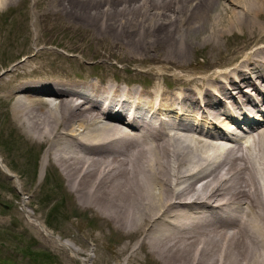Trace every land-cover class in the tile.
I'll return each instance as SVG.
<instances>
[{
    "label": "bare ground",
    "instance_id": "bare-ground-1",
    "mask_svg": "<svg viewBox=\"0 0 264 264\" xmlns=\"http://www.w3.org/2000/svg\"><path fill=\"white\" fill-rule=\"evenodd\" d=\"M11 10L33 39L0 71L7 124L112 231V264H264V0H0Z\"/></svg>",
    "mask_w": 264,
    "mask_h": 264
},
{
    "label": "rangeland",
    "instance_id": "rangeland-1",
    "mask_svg": "<svg viewBox=\"0 0 264 264\" xmlns=\"http://www.w3.org/2000/svg\"><path fill=\"white\" fill-rule=\"evenodd\" d=\"M26 4L30 5L31 1ZM23 6L17 8L22 10ZM46 35L52 37L48 32ZM53 36L72 43L73 37L67 34L58 32ZM32 39L31 16L24 20L17 10L2 13L0 71L22 56L23 53H19L7 58ZM230 39L235 40V37ZM83 43L87 44H81L86 56H91L93 44L87 40ZM44 47L63 56L71 55L62 45L48 43ZM78 59L81 61L78 65L84 63L96 70L95 60ZM196 59L201 61L199 56ZM135 71L142 76L143 71ZM125 77L131 78L130 71L125 72ZM138 79L135 81H140ZM253 111L263 113L260 106ZM8 112V101H0V264H112V231L100 224L94 212L71 197L60 172L41 168L42 147H37L7 124ZM2 164L8 173L3 171ZM63 242L69 244V248ZM74 247L78 248L77 252ZM30 250L36 255H30ZM90 255L94 257L89 259Z\"/></svg>",
    "mask_w": 264,
    "mask_h": 264
},
{
    "label": "trees",
    "instance_id": "trees-1",
    "mask_svg": "<svg viewBox=\"0 0 264 264\" xmlns=\"http://www.w3.org/2000/svg\"><path fill=\"white\" fill-rule=\"evenodd\" d=\"M24 253H25V252H24ZM26 253H27V252H26ZM28 253H29L30 255H36V252L31 251V250H30ZM49 264H50V263H49Z\"/></svg>",
    "mask_w": 264,
    "mask_h": 264
}]
</instances>
